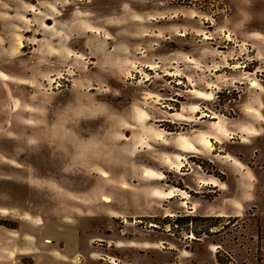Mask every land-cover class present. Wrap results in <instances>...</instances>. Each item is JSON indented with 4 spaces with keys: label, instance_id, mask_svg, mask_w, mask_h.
Masks as SVG:
<instances>
[{
    "label": "rangeland",
    "instance_id": "rangeland-1",
    "mask_svg": "<svg viewBox=\"0 0 264 264\" xmlns=\"http://www.w3.org/2000/svg\"><path fill=\"white\" fill-rule=\"evenodd\" d=\"M39 217L82 264H264V0H0V231Z\"/></svg>",
    "mask_w": 264,
    "mask_h": 264
},
{
    "label": "crops",
    "instance_id": "crops-1",
    "mask_svg": "<svg viewBox=\"0 0 264 264\" xmlns=\"http://www.w3.org/2000/svg\"><path fill=\"white\" fill-rule=\"evenodd\" d=\"M137 119V123L148 122L147 118L142 116H138ZM127 124L130 125V122H127ZM206 136L208 141H211L214 138V134L211 133ZM126 139L129 138L126 137ZM182 142L184 145L185 141ZM170 160H172V163H175L174 158H170ZM209 177L210 179L207 180L201 178V182L204 183L203 185H205L203 187H206L204 189H207L208 192L217 190L215 188L216 182L214 181L216 177ZM204 191L202 190V193H204ZM165 193L168 195L167 197H172L173 199V195H169L170 192L166 191ZM203 195L201 197L206 198V196ZM216 217L218 219L221 216ZM34 220L35 221L31 223L36 229H33V232L28 234L33 238V240L22 238L16 246H14L12 242L11 230L1 229L0 237L1 235H5V240L3 241L0 239V264H12V259L18 253H25V255H27L28 251L25 252V249H28L29 253H32L34 257H37V264H82L83 260L79 251L82 240L80 234L75 228V224H68L71 220L62 221L57 218L45 219L43 217L35 218ZM7 235L9 236L8 239ZM34 240H36V242Z\"/></svg>",
    "mask_w": 264,
    "mask_h": 264
},
{
    "label": "bare ground",
    "instance_id": "bare-ground-1",
    "mask_svg": "<svg viewBox=\"0 0 264 264\" xmlns=\"http://www.w3.org/2000/svg\"><path fill=\"white\" fill-rule=\"evenodd\" d=\"M178 84H182V82H181V81H179V82H178ZM151 226H153V227H156V225H155V224H153V223L151 224ZM111 264H117V263L114 261V262H112Z\"/></svg>",
    "mask_w": 264,
    "mask_h": 264
},
{
    "label": "trees",
    "instance_id": "trees-1",
    "mask_svg": "<svg viewBox=\"0 0 264 264\" xmlns=\"http://www.w3.org/2000/svg\"><path fill=\"white\" fill-rule=\"evenodd\" d=\"M219 219V218H218Z\"/></svg>",
    "mask_w": 264,
    "mask_h": 264
}]
</instances>
